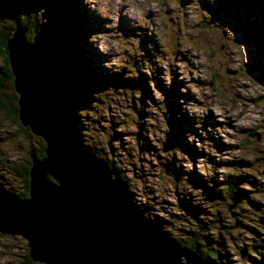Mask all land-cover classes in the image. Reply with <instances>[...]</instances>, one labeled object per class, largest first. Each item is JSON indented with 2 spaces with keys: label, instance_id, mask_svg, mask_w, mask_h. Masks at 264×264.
<instances>
[{
  "label": "rangeland",
  "instance_id": "obj_1",
  "mask_svg": "<svg viewBox=\"0 0 264 264\" xmlns=\"http://www.w3.org/2000/svg\"><path fill=\"white\" fill-rule=\"evenodd\" d=\"M70 1L81 63L66 54L71 69L56 61L52 71L57 103L76 113L81 142L117 169L132 202L168 236L188 240L196 230L199 247L215 248L227 264H264V82L257 70L264 68V0ZM25 14L39 21L44 47L60 60L57 42L62 50L72 44L57 1L0 0L1 25ZM249 28L259 44L242 42ZM3 66L0 57L6 100L12 83ZM79 68L83 83L74 91L71 70ZM7 101L0 163L24 164L40 141ZM9 172L0 184L19 191L20 176ZM227 180L231 199L220 189ZM28 253L26 240L0 234V264H28Z\"/></svg>",
  "mask_w": 264,
  "mask_h": 264
},
{
  "label": "water",
  "instance_id": "obj_2",
  "mask_svg": "<svg viewBox=\"0 0 264 264\" xmlns=\"http://www.w3.org/2000/svg\"><path fill=\"white\" fill-rule=\"evenodd\" d=\"M25 33L14 27L7 57L17 118L42 138L44 157L29 155L26 198L0 190V234L26 240L30 259L42 264H213L146 217L115 169L82 146L76 122L45 88L37 38ZM256 35L249 28L242 42L259 44Z\"/></svg>",
  "mask_w": 264,
  "mask_h": 264
},
{
  "label": "trees",
  "instance_id": "obj_3",
  "mask_svg": "<svg viewBox=\"0 0 264 264\" xmlns=\"http://www.w3.org/2000/svg\"><path fill=\"white\" fill-rule=\"evenodd\" d=\"M56 1L59 5V8L62 11L63 25H64L62 28L64 29V31L66 30V32L68 33L67 36H68V39L70 41V45L72 44V46H68V49L63 47V50H62V49H59V46L61 44L59 42H57L56 47L58 48V51H59L60 60L55 59L54 53L52 51H48V48L46 49L44 47V44H43L44 36L43 35H45V32H44V30L43 31L41 30L42 29L41 27H39V25H38L39 21L33 15H27V14H25L23 16V18L16 20L13 24H8V25H1L0 24V57L2 58V60L4 62L2 73L12 83L13 77H12L10 66L8 63L6 39L11 36L12 31L17 24H21L22 26L26 27L25 36H26L27 40L32 41L33 34H36L37 40L42 45V49H43V55H44L43 58L44 59L42 61V64L44 67L50 68L45 73V88L48 91H50L55 102L57 103V100L55 98V88H56L55 84H57V83L55 81L54 72L52 71V68L54 67V62L58 61L61 65H64V67L66 66L65 69L66 68L71 69L69 67L70 64H68V61H66L64 59V55L68 54V55H70V59L72 60V65H75V63H76V65L78 64L80 66L81 62L79 60L77 61L76 58H77V55H80L79 41L81 40V38H80L81 33L79 32V26H75V24H76V22L74 21L75 20L74 19V17H75L74 11L75 10L72 7L71 1L70 0H56ZM78 18L79 17H77V19ZM69 37H72V40ZM74 41H76L75 46H73ZM49 52H50V55H49ZM52 57H54V58H52ZM80 72H81L80 68L77 71L71 70V85H72V88L74 91H77L79 86H81V84L83 83V76H80L78 74ZM85 72H87V74H84V77L88 81L91 78V72L86 68V66L84 64L83 73H85ZM0 86H1V84H0ZM8 99H10L12 101V103L14 104L11 110H12L13 114L17 117V115H16L17 114L16 113L17 112V106H16L17 95L14 92L13 85H12V91H11L10 97ZM8 99L3 100L2 97L0 96V108L5 107V103L6 102L8 103V101H7ZM57 105L60 107L61 113L67 114L71 118L74 119V121L76 122V125H77V130H78L79 129V123H78L79 121H78V118L76 116V113L73 110H70V113L64 112L62 106H60L58 103H57ZM23 129L25 130V132L28 136H31V133L29 132V129L27 127H24ZM36 138L40 141V145H39V147H36V148L31 147L30 151H27V153H26L27 158H26L24 164L21 163L18 165L14 162L13 163L11 162L12 164L10 163L9 166H6L5 164L0 163L2 165L1 169H0L1 170L0 174L3 172H4L3 174H5L6 172H9V167H10L11 169H13L14 172H16L20 176V179L23 182V187L19 191L7 190L1 184H0V190H4L7 193H9L11 196L18 197L19 199L26 198L28 196V183H29L28 172H29L30 167H31V161H30V156H29L30 153L37 156L38 158L44 157V147H45L44 141L42 140V138H40L38 136H36ZM79 139H80V137H79ZM81 144L84 148H87L86 145L83 144L82 142H81ZM89 150L95 153L94 150H92V149H89ZM95 154L98 156L97 152ZM98 157H100V156H98ZM106 162H107L108 166L114 168L115 171L117 172V169L109 161H106ZM118 176L123 181L121 175L118 174ZM0 182L4 183V181L1 178H0ZM123 182L126 186L125 181H123ZM222 185H223V188H220V189H228L229 193H227L228 194L227 197H228V199H231L232 197L229 196V194L234 191L233 183H231L229 180H227L226 182H223ZM210 189L209 190L211 192L214 191L212 188H210ZM126 190L130 193V191L127 189V186H126ZM215 194H218L217 191L215 192ZM130 196L133 199V196L131 195V193H130ZM215 196H218V195H215ZM235 197H236V195L233 196V198H235ZM137 207L143 211V209L140 206H138V204H137ZM196 235H197L196 230H190L189 236L187 237L188 240L179 241L180 245L186 249H189V250H197L203 259L209 260L213 264H227L225 262L224 258H222V259L219 258L215 248L207 247L204 250L201 249V245L199 247V241L197 240L198 237ZM253 253L257 254L256 252H253ZM240 257H244V256L241 255ZM32 262L33 261L30 259L29 255L26 256V263L31 264Z\"/></svg>",
  "mask_w": 264,
  "mask_h": 264
},
{
  "label": "bare ground",
  "instance_id": "obj_4",
  "mask_svg": "<svg viewBox=\"0 0 264 264\" xmlns=\"http://www.w3.org/2000/svg\"><path fill=\"white\" fill-rule=\"evenodd\" d=\"M129 195H130V193H129ZM130 197H131V196H130ZM130 199H131V201H133V200H132V198H130ZM134 204L137 206V204H136V203H134Z\"/></svg>",
  "mask_w": 264,
  "mask_h": 264
}]
</instances>
